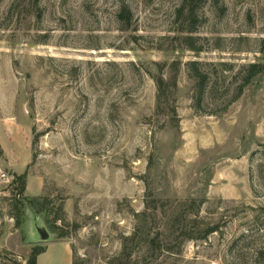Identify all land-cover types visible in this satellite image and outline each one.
I'll use <instances>...</instances> for the list:
<instances>
[{
    "label": "rangeland",
    "instance_id": "374dc122",
    "mask_svg": "<svg viewBox=\"0 0 264 264\" xmlns=\"http://www.w3.org/2000/svg\"><path fill=\"white\" fill-rule=\"evenodd\" d=\"M181 4L0 0V264H264V0Z\"/></svg>",
    "mask_w": 264,
    "mask_h": 264
},
{
    "label": "trees",
    "instance_id": "16d2710c",
    "mask_svg": "<svg viewBox=\"0 0 264 264\" xmlns=\"http://www.w3.org/2000/svg\"><path fill=\"white\" fill-rule=\"evenodd\" d=\"M204 0H182V4L180 6V8L177 10V14H178V18H183L184 21L187 20L186 23L190 24V27H193L196 22H197V12L200 6V3H202ZM118 19L120 22H122L125 25V29H129L130 25H131V21H132V15L131 12L129 11L127 6H124L120 12V14L118 15ZM190 50L194 51V52H200L201 50L199 48H195L194 46H191ZM174 66V64H173ZM190 69L192 71V73L194 74V77L196 78L197 81V87L200 89L201 91V95L200 98H198V101L200 102L202 100V95H203V89L206 83V78L204 77V75L198 70V64L197 62H193L190 65ZM262 70V66L260 65H251L250 66V74L247 76L245 84L247 85L251 79H253L256 75H258L259 73H261ZM154 82L156 84L157 87V109L161 110L162 107V103L163 101H167V91H168V87L170 84H172V87L175 88L176 87V76H172V78H170L169 80H165V78H163L162 76L158 77V78H154ZM166 108L169 109L172 118H176V110L174 107H172L171 105H167ZM14 183L17 186V191L19 192V195L22 196L24 189H25V184H26V177L25 176H14ZM21 215V214H20ZM16 221H17V225H20V217L19 215H17L15 217ZM215 231L210 230L209 232H207V234H211ZM46 248H34L32 249L30 256L27 260L26 264H37V259L40 255H42L43 253H45ZM73 264H76L75 262H73Z\"/></svg>",
    "mask_w": 264,
    "mask_h": 264
},
{
    "label": "crops",
    "instance_id": "0c3cea01",
    "mask_svg": "<svg viewBox=\"0 0 264 264\" xmlns=\"http://www.w3.org/2000/svg\"><path fill=\"white\" fill-rule=\"evenodd\" d=\"M61 245H63V247H64V249H65V253L67 254V255H69V257H70V263H71V251H70V247L67 245V244H64V243H62ZM49 249H50V246H48L47 248H46V251H45V253H43L42 255H40L39 257H38V259H37V264H39V260L44 256V255H46L48 252H49Z\"/></svg>",
    "mask_w": 264,
    "mask_h": 264
},
{
    "label": "water",
    "instance_id": "95a60500",
    "mask_svg": "<svg viewBox=\"0 0 264 264\" xmlns=\"http://www.w3.org/2000/svg\"><path fill=\"white\" fill-rule=\"evenodd\" d=\"M37 235L39 236V238L42 240V241H48L50 236L49 234L44 231L43 229H38L37 230Z\"/></svg>",
    "mask_w": 264,
    "mask_h": 264
}]
</instances>
